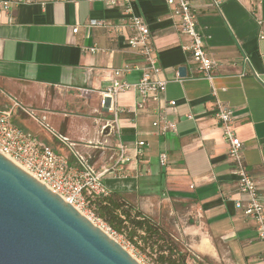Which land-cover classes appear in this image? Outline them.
<instances>
[{
    "label": "crops",
    "instance_id": "crops-1",
    "mask_svg": "<svg viewBox=\"0 0 264 264\" xmlns=\"http://www.w3.org/2000/svg\"><path fill=\"white\" fill-rule=\"evenodd\" d=\"M192 2L205 51L219 64L210 78L199 71L184 49L187 38L177 29L169 0H136L134 10L150 29L160 65L158 77L166 81L163 98L153 106L166 107L176 131L158 134L152 125L153 112L122 116L119 124L129 152L133 153L136 140L143 139L147 145L142 156L127 164L126 177L109 176L104 181L110 191L120 192L169 228L188 251L187 264L196 259L264 264V241L256 235L255 222L235 206L240 197L236 178L220 123L213 116L217 102L233 111L245 165L257 181L258 198L264 205V0H224L219 9L208 0ZM120 8L108 0H36L0 8V98L5 95L11 101L2 109L12 111V117L22 111L38 122L58 119L57 125L67 113L44 105H51L46 102L50 92L65 89L94 97L103 111L99 92L110 83L113 70L142 62L125 43L126 28L119 34L112 26L88 25L91 20L124 23ZM90 47L96 51L90 52ZM180 66L185 67L184 77L178 75ZM140 75V70H132L122 79L136 81ZM135 100L133 90L116 97L121 106L132 107ZM169 100L176 104L168 106ZM110 118L111 114L106 119ZM105 120L97 122L98 132ZM71 124L64 131L54 129L78 143L88 157L90 149L82 143L90 132L86 133L82 123L76 124L80 131L75 132L76 127L71 132ZM46 134L38 136L70 156L63 143ZM162 152L166 154L163 166L158 162Z\"/></svg>",
    "mask_w": 264,
    "mask_h": 264
},
{
    "label": "built area",
    "instance_id": "built-area-1",
    "mask_svg": "<svg viewBox=\"0 0 264 264\" xmlns=\"http://www.w3.org/2000/svg\"><path fill=\"white\" fill-rule=\"evenodd\" d=\"M36 0H0V8L7 10L12 6L31 3ZM210 4L219 9L224 0H208ZM260 3L262 0H254ZM136 0H108L110 5L120 4L124 23L110 24L103 21L91 20L89 26H112L122 34L123 29L128 30L125 39L126 45L135 50L142 62L124 65L115 68L108 85L100 90L99 105L111 114L99 126L101 140L84 141L85 149H101L110 152L107 159L100 166H95L81 150L78 143L67 136L57 132L44 120L39 119L41 125L55 138L63 143L69 155L56 151L44 143L32 131L13 122L12 111L0 109V153L9 158L28 174L44 184L51 191L70 203L77 210L89 213V218L100 223L102 228L113 231L105 222L97 218L88 207L87 195L103 196L109 193L104 179L106 177H126V166L143 155L147 142L143 139L134 142L133 153L122 139L119 120L124 115L136 116L139 113L153 112L156 118L152 125L158 134L165 135L176 131V123L167 117L166 107L153 105L159 103L166 91V81L158 77L160 65L155 55L154 46L150 40L148 23L134 10ZM172 3V13L177 17L178 31L187 38L184 49L190 52L192 60L205 77H211L219 61L205 51V37L198 28L197 10L192 0H169ZM77 27L73 28V32ZM95 52V47L89 48ZM132 70H140L141 75L136 81L122 79V75ZM133 90L136 95L132 107L117 104L116 97L120 93ZM168 106H174L175 100H169ZM32 114V113H31ZM34 116V115H33ZM213 116L220 123L223 138L227 144V155L231 162V173L236 178V191L240 195L235 200L236 208L255 222L257 237L264 241V205L258 198L257 181L248 172L243 158V145L238 139L233 127V111L217 102L213 109ZM188 117H191L188 115ZM158 162L161 166L166 164V154L160 153ZM264 262V257H263Z\"/></svg>",
    "mask_w": 264,
    "mask_h": 264
},
{
    "label": "water",
    "instance_id": "water-1",
    "mask_svg": "<svg viewBox=\"0 0 264 264\" xmlns=\"http://www.w3.org/2000/svg\"><path fill=\"white\" fill-rule=\"evenodd\" d=\"M185 76V67L178 68ZM0 264H141L0 153Z\"/></svg>",
    "mask_w": 264,
    "mask_h": 264
},
{
    "label": "trees",
    "instance_id": "trees-1",
    "mask_svg": "<svg viewBox=\"0 0 264 264\" xmlns=\"http://www.w3.org/2000/svg\"><path fill=\"white\" fill-rule=\"evenodd\" d=\"M86 199L97 218L123 235L154 264H187L189 253L179 245L170 230L128 202L120 192L87 195Z\"/></svg>",
    "mask_w": 264,
    "mask_h": 264
},
{
    "label": "rangeland",
    "instance_id": "rangeland-1",
    "mask_svg": "<svg viewBox=\"0 0 264 264\" xmlns=\"http://www.w3.org/2000/svg\"><path fill=\"white\" fill-rule=\"evenodd\" d=\"M10 102L11 101L7 96L5 95L1 96L0 109L10 104ZM46 102H50L51 105L50 106L48 104L44 105L46 106L45 108L51 109L54 112L67 113V115L65 116L63 115V120L59 122L57 125H55L54 123H56L58 119H56L54 123L52 121L50 122L48 121V124L51 127L55 129H58L59 127V130L61 129L62 131H64L67 126V123L69 122V124L72 123L69 128L70 131L74 132L76 130L75 128L78 127L77 130L75 131L78 132L81 130V127L79 128V125L77 126L76 124L82 123L86 129L85 130L86 133L90 132L89 136H86V138H84L86 139V141L87 140L97 141L102 139V137L99 136L97 122H100L102 119L105 120L106 118L109 117V114L106 112L99 111L98 104H96L97 100L94 97H90V96L81 97L78 96L74 90L64 89L62 91L50 92L49 98L46 99ZM37 116L38 115H36L35 117L39 118V116L38 117ZM51 116L55 117L56 113H52ZM94 118H96L97 120ZM13 122L17 125H21L25 128H28L29 130H32L33 133L36 134L37 136L40 135L42 137L47 135L46 134L47 130L45 129V127L41 125L40 121L38 122L33 118L26 116L25 114L22 113V111H16V113L13 116ZM68 136L71 137L69 133ZM41 137L39 138L41 139ZM50 146L51 148H54L53 144H51ZM104 151L105 150L90 148V154L88 155V159L93 164L100 165L107 159L108 156ZM91 154L94 156L91 157ZM105 155L107 156L104 157ZM83 214L91 222H93V224H95L99 228H102V226H100V223L98 221L93 220L91 217L90 218L88 217L89 213L87 211H85ZM102 230H104V232H106L107 235H109L117 243H119V245L123 247L139 263L154 264L152 261L149 260L148 256L145 253L141 252L136 247H134L123 235L118 234L116 232H112L111 230H107L104 227L102 228ZM191 264H216V263H213L212 261H208V260L196 259V261L191 262ZM221 264H225V262Z\"/></svg>",
    "mask_w": 264,
    "mask_h": 264
},
{
    "label": "bare ground",
    "instance_id": "bare-ground-1",
    "mask_svg": "<svg viewBox=\"0 0 264 264\" xmlns=\"http://www.w3.org/2000/svg\"><path fill=\"white\" fill-rule=\"evenodd\" d=\"M79 211V210H78ZM79 212H81V211H79ZM82 213V212H81ZM83 214V213H82ZM84 215V214H83ZM85 216V215H84ZM102 229V228H101ZM104 231V230H103ZM106 233V232H105ZM113 239V238H112Z\"/></svg>",
    "mask_w": 264,
    "mask_h": 264
}]
</instances>
